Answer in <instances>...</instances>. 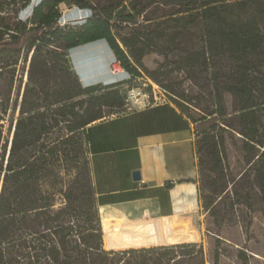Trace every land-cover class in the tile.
Here are the masks:
<instances>
[{"label": "trees", "instance_id": "1", "mask_svg": "<svg viewBox=\"0 0 264 264\" xmlns=\"http://www.w3.org/2000/svg\"><path fill=\"white\" fill-rule=\"evenodd\" d=\"M133 1L129 5L111 4L103 14L89 16L79 27H71L58 24L59 0H40L15 29L7 25L11 38L4 40V45L8 49L17 50L21 41L35 39L31 42L35 53L29 81L35 82L37 89L27 85L16 119L5 117L7 107L0 110V264H206L204 246L199 242L119 250L104 247L87 154V126L100 117L91 111L92 105L121 107L124 102L119 92L112 97L108 96L111 92H104L94 100L92 93L102 85L84 86L68 51L104 39L120 64L138 73L130 57L137 56V44H141L142 54L150 38L138 28L146 6L138 8ZM178 3L180 9L164 21L190 18L188 23L198 30L200 45L179 61L191 71L207 72L217 95V108L209 114L228 116L222 99L227 90L234 99L231 115L252 117L256 127L257 112L264 106V0ZM116 19L121 21L113 22ZM143 19L151 18L144 15ZM28 22L33 24L29 28ZM123 22L134 24L135 30L129 35L114 32L113 28L122 27ZM41 26L46 30L40 38L30 34ZM47 42L52 44L51 55L44 56L39 52ZM4 120L9 122L7 133ZM240 132L258 146L255 161L259 167L255 169L264 202V135L244 129ZM198 195L201 202L200 185ZM202 206L214 212L211 197ZM213 264H219L218 251Z\"/></svg>", "mask_w": 264, "mask_h": 264}, {"label": "rangeland", "instance_id": "2", "mask_svg": "<svg viewBox=\"0 0 264 264\" xmlns=\"http://www.w3.org/2000/svg\"><path fill=\"white\" fill-rule=\"evenodd\" d=\"M39 1L0 0V110L7 107L5 117L9 119L20 116L21 101L27 85L36 89L37 86L35 82L29 81L31 58L35 53V46L31 42H35L32 41L35 39L31 37L21 41L17 50L8 49L4 45V40L11 38L7 25L15 29L21 18L30 16L31 8ZM182 1H133L138 8L146 6L139 16L141 24L138 28L150 38L149 47L142 54L141 44L136 45L134 54L139 57L138 61L126 50L132 56L130 62L138 73L127 71L104 39L69 50L73 70L84 86L102 85L92 93L94 100L104 92H111L108 95L111 97L119 92L123 97L124 104L121 107L92 105L91 111L100 116L96 120L128 111L137 104L132 103L136 94H146L149 101L167 99L180 102L175 103L194 123L199 167L197 184L201 186V202L211 197L215 204L212 213L199 201L202 214V237L199 243L204 246L206 264H213L215 251L219 252V264H264V202L255 169L259 167L255 161L258 146L240 132L244 129L249 134L264 135V106L257 112L258 124L254 127L252 117L231 115L234 99L225 90L222 99L228 116L209 114L217 108V95L208 81L207 72L202 69L191 71L179 61L187 51L200 45L198 30L188 23L190 18L180 22L164 21L172 12L180 9L181 4L178 2ZM129 3L130 0H59L61 16L58 24L79 27L87 17L103 14L104 8L111 4ZM124 12H128V9ZM144 15L151 19L144 20ZM126 23L123 22L120 28H113V31L129 35L135 27L132 23ZM27 25L29 28L33 24L28 22ZM45 28L41 26L30 34L36 33L41 37ZM120 44L125 49L121 41ZM51 50L52 44L47 42L42 44L39 53L51 55ZM118 64L121 71L113 74L112 65ZM40 96L42 102L44 94L40 93ZM2 122L7 133L9 122ZM87 146L90 158L88 143Z\"/></svg>", "mask_w": 264, "mask_h": 264}, {"label": "crops", "instance_id": "3", "mask_svg": "<svg viewBox=\"0 0 264 264\" xmlns=\"http://www.w3.org/2000/svg\"><path fill=\"white\" fill-rule=\"evenodd\" d=\"M87 136L105 249L201 240L195 128L174 101L95 120Z\"/></svg>", "mask_w": 264, "mask_h": 264}, {"label": "built area", "instance_id": "4", "mask_svg": "<svg viewBox=\"0 0 264 264\" xmlns=\"http://www.w3.org/2000/svg\"><path fill=\"white\" fill-rule=\"evenodd\" d=\"M119 65V64H118ZM112 67H114V65H112ZM153 93H154V95H156L157 96V93H156V91L154 90V88H153ZM159 93H161L162 94V91L161 90H159ZM135 97V96H134ZM141 97H142V101L141 102H143L142 104H141V102H134L135 101V99H132V103H137L134 107H131V108H129V110H133V109H135V108H137V107H140V106H142V105H149V104H151V103H153V102H158V101H164V100H167V99H159V100H154V101H149L147 98L149 97V96H147L146 94H143V95H141ZM155 97V96H154Z\"/></svg>", "mask_w": 264, "mask_h": 264}, {"label": "bare ground", "instance_id": "5", "mask_svg": "<svg viewBox=\"0 0 264 264\" xmlns=\"http://www.w3.org/2000/svg\"><path fill=\"white\" fill-rule=\"evenodd\" d=\"M120 66L119 65H114L113 69H111V72L113 74H116L118 72H120L121 70L119 69ZM135 101L134 102H141L142 101V97L139 95V94H136L135 97H134Z\"/></svg>", "mask_w": 264, "mask_h": 264}, {"label": "water", "instance_id": "6", "mask_svg": "<svg viewBox=\"0 0 264 264\" xmlns=\"http://www.w3.org/2000/svg\"><path fill=\"white\" fill-rule=\"evenodd\" d=\"M134 177L136 179L140 178V172H138V171L134 172Z\"/></svg>", "mask_w": 264, "mask_h": 264}]
</instances>
